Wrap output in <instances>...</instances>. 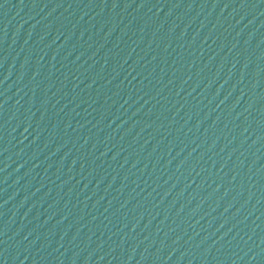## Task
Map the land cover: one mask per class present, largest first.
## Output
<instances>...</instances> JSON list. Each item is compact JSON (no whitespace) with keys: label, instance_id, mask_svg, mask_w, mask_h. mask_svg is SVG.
<instances>
[{"label":"water","instance_id":"95a60500","mask_svg":"<svg viewBox=\"0 0 264 264\" xmlns=\"http://www.w3.org/2000/svg\"><path fill=\"white\" fill-rule=\"evenodd\" d=\"M0 264H264V0H0Z\"/></svg>","mask_w":264,"mask_h":264}]
</instances>
